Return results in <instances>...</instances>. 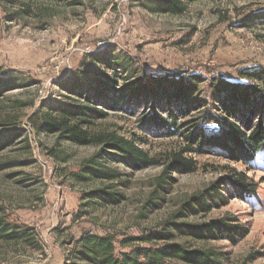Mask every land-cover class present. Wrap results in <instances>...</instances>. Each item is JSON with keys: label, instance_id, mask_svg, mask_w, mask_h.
<instances>
[{"label": "rangeland", "instance_id": "obj_1", "mask_svg": "<svg viewBox=\"0 0 264 264\" xmlns=\"http://www.w3.org/2000/svg\"><path fill=\"white\" fill-rule=\"evenodd\" d=\"M144 3L0 0V79L26 81L0 93V218L33 234L28 241L0 240V264H72L71 253L85 234L109 236L118 250H128L122 240L162 231L175 219L200 224L223 217L234 218L245 236L236 243L178 233L174 238L213 249L223 264H264V152L249 165L229 162L219 151L187 155L194 170L170 171L165 190L154 193L162 164L181 141L154 137L140 127L142 108L134 113L106 108L104 119L83 126L90 137L135 142L157 161L141 169L121 163L102 144L77 145L40 128L37 118L57 116L53 107L70 98L82 102L61 84L78 70L101 66L102 56L121 63L120 69H103L119 85L122 78L194 74L204 80L203 96L210 94L212 78L244 82L241 72L264 68V0H197L179 15L150 12ZM103 148L107 152L100 153ZM91 159L112 176L92 175ZM226 167L256 182V196L231 198L206 212H183L182 204L217 184ZM99 190L116 193L117 203L93 195ZM219 192H227L224 185Z\"/></svg>", "mask_w": 264, "mask_h": 264}, {"label": "trees", "instance_id": "obj_2", "mask_svg": "<svg viewBox=\"0 0 264 264\" xmlns=\"http://www.w3.org/2000/svg\"><path fill=\"white\" fill-rule=\"evenodd\" d=\"M194 1L197 0H145L144 5L153 13L179 15L184 12L185 4ZM115 60L102 56L97 60L101 66L78 70L68 82L61 84L62 89L82 102L70 98V103L53 107L57 116L49 114L37 118L38 122L41 121V130L58 133L60 139L77 145L102 144L121 163L134 169L146 168L157 161L135 142L118 136L94 138L83 129L96 119H104L106 108L131 113L142 108L137 119L140 127H145L148 132L152 130L149 134L154 137H177L181 141L179 150L162 164L163 171L156 180L154 193L165 190L168 181L172 180L167 176L170 171L188 174L194 170L195 161L187 155L219 151L229 162L249 165L264 152L263 67L241 72L240 78L244 82L212 78L209 83L211 92L203 96L200 86L204 80L194 74H164L148 77L146 81L122 78L119 85L114 75L103 70L120 69L121 63ZM25 83L24 78L18 76L0 79V93ZM105 149L100 153L107 152ZM90 161L87 169L92 175L112 176L96 160ZM225 169L227 171L217 184L212 183L204 192L191 196L182 204L183 212H206L212 206L226 204L231 198L256 196L257 184L245 172ZM220 185L225 186L226 193L219 192ZM93 195L110 203L118 201L115 198L118 195L113 192L99 190ZM153 199L156 206L157 196ZM175 221L162 231L122 240L120 245L128 250H118L109 236L85 234L71 253L72 264H223L213 249L189 247L176 241L175 233L190 235L199 241L226 239L231 243H236L246 233L234 218L223 217L200 224ZM32 235L28 229L0 218V240L28 241Z\"/></svg>", "mask_w": 264, "mask_h": 264}]
</instances>
